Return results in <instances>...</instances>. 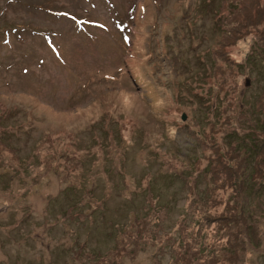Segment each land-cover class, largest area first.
<instances>
[{"label":"rangeland","instance_id":"1","mask_svg":"<svg viewBox=\"0 0 264 264\" xmlns=\"http://www.w3.org/2000/svg\"><path fill=\"white\" fill-rule=\"evenodd\" d=\"M0 264H264V0H0Z\"/></svg>","mask_w":264,"mask_h":264},{"label":"water","instance_id":"2","mask_svg":"<svg viewBox=\"0 0 264 264\" xmlns=\"http://www.w3.org/2000/svg\"><path fill=\"white\" fill-rule=\"evenodd\" d=\"M183 119H185V117Z\"/></svg>","mask_w":264,"mask_h":264}]
</instances>
